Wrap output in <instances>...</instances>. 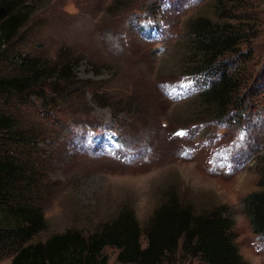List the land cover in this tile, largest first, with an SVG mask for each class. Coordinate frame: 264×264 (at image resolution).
Here are the masks:
<instances>
[{"label": "rangeland", "instance_id": "obj_1", "mask_svg": "<svg viewBox=\"0 0 264 264\" xmlns=\"http://www.w3.org/2000/svg\"><path fill=\"white\" fill-rule=\"evenodd\" d=\"M31 1L33 13L9 46L68 60L71 79L56 81L58 92L51 85L37 95L0 94V111L20 128L36 118L66 127L39 144L45 226L29 242L68 229L88 235L124 204L143 226L173 188L196 211L224 206L240 255L264 264V239L244 211V198L262 189L264 100L212 116L217 107L204 95L222 70L240 81L229 100L264 89V0ZM197 16L239 25L246 50L218 57L213 73L199 71L202 52L188 27ZM45 100L59 107H43ZM102 254L106 264H129L112 246ZM167 264L207 263L179 249Z\"/></svg>", "mask_w": 264, "mask_h": 264}, {"label": "trees", "instance_id": "obj_2", "mask_svg": "<svg viewBox=\"0 0 264 264\" xmlns=\"http://www.w3.org/2000/svg\"><path fill=\"white\" fill-rule=\"evenodd\" d=\"M237 2L227 0L224 5ZM33 9L31 0H0V66L5 68L0 69V94L37 95L51 85H55L51 90L58 92L56 81L71 79L68 60L51 61L37 52L12 50L9 46L19 37ZM188 27L202 52L196 65L199 71L213 73L218 57L246 50L247 41L242 38L239 25L221 26L205 16H197L188 21ZM239 82L230 80L222 70L211 91L204 94L206 101L217 107L212 116L226 114L244 101L258 104L264 100V89L248 91L242 101L229 100L228 94L238 89ZM45 101L49 104L42 106L56 105L52 106L54 110L59 104L57 100ZM17 124L15 116L0 111V260L11 256L9 264H106L102 249L112 246L117 249L120 263L167 264L180 249L207 264H249L238 251L234 219L227 209L218 205L196 211L173 188L163 192L143 226L133 210L124 204L88 235L68 229L43 242H29L45 226L39 202L38 182L43 177L39 144L59 138L66 127L44 118H36L26 128ZM38 160H41L39 164ZM261 175L262 189L244 198V211L252 233L264 239V169ZM141 235L146 241L144 247L140 243Z\"/></svg>", "mask_w": 264, "mask_h": 264}]
</instances>
